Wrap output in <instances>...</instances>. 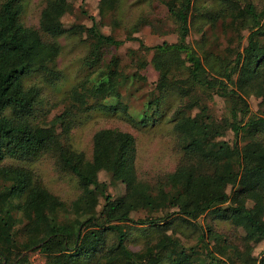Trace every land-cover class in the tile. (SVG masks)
I'll return each mask as SVG.
<instances>
[{
    "label": "trees",
    "instance_id": "trees-1",
    "mask_svg": "<svg viewBox=\"0 0 264 264\" xmlns=\"http://www.w3.org/2000/svg\"><path fill=\"white\" fill-rule=\"evenodd\" d=\"M219 2L223 7L218 17L228 16L226 24L238 36L245 29L246 42L206 71L209 52L202 51L201 57L186 41L193 0H163L176 39L151 47L139 41L140 48L152 50L157 78L135 117L121 92L129 94L134 79L119 73L115 57L107 63L101 57L103 49L117 48L120 40L102 33L94 22L58 30L57 9L71 10L66 0H47L36 28L20 22V0L0 3V162L50 153L79 187L77 196L65 203L27 168L0 164V264H31L33 251L42 255V264H72L75 257L95 252L98 258L88 264H231L224 251L218 257L205 249L206 257L198 259L196 251L185 250L177 237L165 232L140 250L125 245L128 222L168 227L174 218L193 220L203 213L240 226L246 243L264 240V116L248 114L245 101L254 89L264 98V6L256 10L250 2L242 8L234 7L232 0ZM61 32L85 36L88 52L83 63L97 72L71 86L63 110L41 124L34 121L38 89L23 80L34 73L53 85L62 77L55 62L57 44L41 36ZM170 94L177 96L170 120L179 157L172 171L154 181L137 176L135 141L127 131L96 130L88 158L68 141L75 113L119 111L145 124L156 120ZM213 95L225 101L226 116L210 112ZM227 131L230 140L224 139ZM99 172L122 186L120 194L107 191ZM244 200L256 203L259 213ZM138 212L144 213L142 218L133 219L131 214ZM108 232L112 239L106 242ZM257 264H264V257Z\"/></svg>",
    "mask_w": 264,
    "mask_h": 264
},
{
    "label": "rangeland",
    "instance_id": "rangeland-1",
    "mask_svg": "<svg viewBox=\"0 0 264 264\" xmlns=\"http://www.w3.org/2000/svg\"><path fill=\"white\" fill-rule=\"evenodd\" d=\"M3 0H0V3ZM47 0H20L21 12L19 20L24 26L36 28L39 13ZM71 5L69 12L57 9L58 30L69 28L71 25L88 27L94 22L104 34H110L121 43L117 48L108 47L102 51V61L107 63L112 57L118 62V71L134 79V84L129 89L131 92L124 95L123 101L128 105V112L140 110L144 101L150 96L153 89L157 71L152 64V50L139 47V41L146 47H151L162 42H173L176 39L175 25L170 18L163 0H66ZM231 1V0H230ZM234 7L242 8L250 2L256 10L264 6V0H232ZM223 7L219 0H193L190 10L189 30L186 37L187 43L203 57L202 51H207L204 68L206 71L216 68L222 56H229V52L240 50L245 45L247 31L241 29L239 36L234 29L228 28L226 22L229 17L219 18L217 12ZM235 11V9H234ZM212 22V23H211ZM241 27L239 22L236 23ZM42 39L55 42L58 54L55 62L61 70L62 77L53 85L43 82L37 74L24 77V84H35L38 89L37 98L39 107L34 113V121L47 124L56 114H59L65 104L68 90L75 83L86 77H94L95 66L89 67L83 63L88 52V42L84 35L68 34L61 32L53 37L41 34ZM234 54V52H233ZM232 54V55H233ZM142 61V64L139 62ZM101 62V64H103ZM177 96L170 94L164 101L161 113L154 121L145 124L136 123L135 118L128 119L119 111L102 112L91 111L75 113L71 124L68 141L71 146L81 151L86 158L91 153V136L101 128H117L129 132L135 141V168L137 176L141 179L154 181L164 173L173 170L178 162L179 154L175 146V139L171 131V109L177 105ZM248 114L264 116V98L258 90H252L245 97ZM210 112L218 117L227 115L225 101L213 95L209 100ZM77 116V117H76ZM135 117V116H133ZM33 121V119H32ZM59 131V130H58ZM232 138L226 132L224 139ZM4 166H20L31 171L33 178L53 195L65 203L73 200L79 193L75 179L61 171L55 158L50 153H43L29 159L4 158ZM98 179L107 184V191L116 196L122 191L118 182H109V177L104 172L98 173ZM227 191V189H225ZM246 206L259 213L260 207L256 203L242 201ZM144 213L131 214V217L142 218ZM175 216H173L174 218ZM131 225L130 233L125 240V245L130 250L136 251L146 244H153L162 232L177 237L184 249L189 247L198 253V259L206 257L205 249L213 255L222 257L221 251L230 257L231 264H254L264 257V240L257 243H246L244 231L240 226H235L227 220L214 218L210 213H203L196 219L188 220L180 217L174 218L166 227L151 224ZM112 239L108 232L105 241ZM200 239L202 241H200ZM188 251V250H187ZM95 252L90 257H75L72 264H88L98 258ZM244 259V261H243ZM31 264H42L44 258L38 252L29 253Z\"/></svg>",
    "mask_w": 264,
    "mask_h": 264
}]
</instances>
